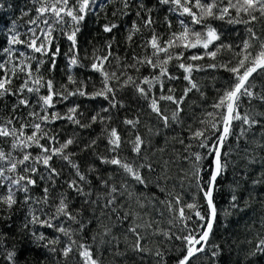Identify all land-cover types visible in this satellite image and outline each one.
Segmentation results:
<instances>
[{"label":"trees","instance_id":"16d2710c","mask_svg":"<svg viewBox=\"0 0 264 264\" xmlns=\"http://www.w3.org/2000/svg\"><path fill=\"white\" fill-rule=\"evenodd\" d=\"M140 2L141 0H130L131 6L124 9L122 0H95V8L86 15L77 36L79 65L82 66L70 65L72 56L69 52L70 42L63 34L69 30V24L56 25L57 30L53 35L57 39L52 44V51H55L58 45L60 54L55 58V68L52 69L49 56L33 53L23 44H10L14 34H18L21 40H26L31 35L29 28L35 25H30L29 21L36 17L35 7L37 5H34L32 0H0V63L11 60L17 64H31L33 72L38 70V74L42 75L45 80H53L56 89L64 91L62 86H66L68 91L81 88L86 93L83 96L74 95L59 100L54 109H48L49 113L59 112L65 116L69 108L78 106L75 115L82 124L90 123L91 118L99 114L97 122L93 123L90 128H82L67 119H59L46 125L50 133L57 136L60 143L69 138L75 139L76 142L69 146L67 151L75 153L73 159L79 164L81 172L90 182L82 185L85 192L91 191L92 193L91 197L87 198L88 202H85V196L77 194L68 187L67 182L74 179L75 174L65 161L54 157L51 162L52 166L60 172L59 177L54 178V185L47 179H39L41 174L46 173L43 165H37L39 172L33 177L37 180V184L30 188L29 193L33 200L25 204L24 193L17 192V203L10 212L0 206V217H11V219H0V234H2L0 235V264H12L7 259V254L13 250L16 252L15 264H83L75 246L68 258L62 256L60 250L65 247L69 239L57 232L55 228L30 223L27 228L24 227L30 219V211L35 212L41 219H46L55 212V206L64 197L69 203V211L74 214L78 213L77 219L81 223L69 221L63 216L55 219L53 223L70 229L73 233L72 239L78 244L91 245L94 255H98L103 264H155V258L152 255L142 254L143 259H141V255L127 250L125 236L129 241L134 239L133 234L127 229L135 224L144 225L146 222H151L152 227L142 226L138 231L145 237L143 243L146 247L153 250L159 247L164 251L167 264H177V260L184 255L185 244L182 240L175 239V236L186 235L190 229H195L197 232L203 230L197 227L203 222L199 221L194 212L188 209H185V212L186 215L191 216V220L187 221L188 227L185 229L179 220L174 219L178 213L174 210L170 211L164 202L180 196L181 206L195 201L201 206L202 214L206 211L207 206L203 193L197 188V181L192 176L194 157L191 159L186 157H190L192 152H199L204 157L200 162V184L205 185L212 171L210 165L213 163V155L208 154L211 151L210 147L200 148L196 141L191 140L189 126L192 129L202 127L198 121L204 118L206 112L216 111L211 107L212 104L223 89L231 83L232 74L224 68L212 69L206 66L211 63L218 65L226 63L232 53L224 51L218 53L216 60L205 57L203 60L192 62L205 66L204 70L192 73V78L199 90L193 89L188 93L181 106L183 112L180 113V122H170L167 127L151 111L150 99L140 96L131 85L121 87L116 81H110L111 86L115 88V107L110 106V100L113 99L111 96L109 99L102 96L93 97L92 94L100 90L103 85L101 74L91 69V63L94 56L107 54V43L112 44L111 51L114 57L120 58V67H117L116 59L110 57L105 68L109 72L116 71L121 81L126 79V75H121L122 70L137 79V83L140 82V78L155 74L147 65H137L139 72L131 68L124 69V65L133 63V56L143 57L151 53L150 48L143 47L152 34L151 30L142 28L141 33H137L131 42L127 41L128 30L132 27L133 21L141 24L140 18L136 16L137 11H140L141 17H146V9L152 10L151 16L155 21L152 28L164 40L169 38L171 32L181 31L179 24L181 19H184L196 31L204 30L202 25H191L189 17H181L169 12V6L159 4L158 0H142L145 10L138 7ZM125 11L127 15L123 14ZM168 21L171 22V28L168 27ZM110 23H115L119 27L111 33L104 32L103 26ZM206 23L211 24L220 34L221 39L216 44L225 43L236 46L248 36L246 26L243 24H229L226 20L218 19H209ZM41 27L45 26L41 25ZM255 30L260 35L264 32V25H256ZM37 31L39 32V29ZM6 48L12 49L11 56L4 51ZM235 50L239 51V48ZM174 51H183L185 62L191 55L203 52L201 48L174 49ZM21 53L24 55H20ZM39 60H43L44 63L39 64ZM178 63L173 60L168 69L173 76L179 79L165 78L163 89L164 94L168 93L169 88L174 89L177 98L189 86L188 81L183 79V70L177 67ZM8 66L11 67V64ZM0 75L3 73L0 72ZM69 76H72L76 83L69 82ZM24 78V74L18 73V78L13 80V89L18 88ZM254 78L258 86L264 85V76L259 72L254 74ZM142 86L148 87L147 85ZM150 92L159 97L161 95L160 86L155 85ZM40 94H47V90L42 88ZM24 95L30 97V104L35 107H20L13 112L12 106L17 98L6 96L0 100V119L20 117L24 121H30L32 118L28 116L29 111L38 112L40 106L36 103L34 94L25 92ZM160 107L166 115L171 116L176 105L161 101ZM104 109L108 111L105 112ZM249 110L257 114L264 113V102L253 100L250 106L245 98L240 112L244 114ZM99 117H111V119L100 123ZM137 118H139V123L135 129L124 123L127 119ZM256 118L260 120V123L251 127L241 121H234L231 134L222 145L221 155L227 167L216 181L214 202L218 209L217 220L205 251L193 257L195 264H264V253L257 251L256 248L260 239H264V116L257 115ZM20 122V120H15V126L19 127ZM217 123L222 129L218 118ZM105 127L116 128L122 140L125 141L119 150V156L134 166L143 163L152 164V171L147 168L141 169V174L147 180L146 185L139 184L117 166L101 163L99 157L115 155L110 152ZM26 131L30 133L31 129ZM136 134H139L145 141L139 155L132 150L131 144ZM220 134V131L215 130L209 133L211 137L208 141L209 145L214 144ZM180 139L184 140V144L179 142ZM93 140L96 141L95 145L86 148V145L91 144ZM41 143L44 144L46 141L41 140ZM189 143L192 144V148L185 151V145ZM0 149L12 152L11 140L0 138ZM29 151L35 156L40 150L33 147ZM12 155L20 156L21 154L16 151L12 152ZM165 161L168 162L166 179L163 178L164 172L162 171ZM90 168L95 171H89ZM101 180L108 181V186L103 185ZM111 186H115L118 192L113 194L115 203L106 208L104 205ZM45 187L49 188L48 204L35 203L37 199L44 196ZM6 190V185L0 187V195L6 194ZM129 193H132L131 197ZM233 195L237 197L238 207H233ZM97 197L100 199L97 200ZM91 201L97 202L93 204ZM126 213L131 214L124 219ZM170 220H173V223H169ZM105 228H111V235H103ZM157 229L170 231L173 234L172 240L169 241L162 235L154 234ZM32 232L43 233L47 239L37 240ZM112 236L118 237L119 240L113 241ZM93 237L96 238L95 241ZM101 237L105 241L103 244L100 243ZM56 238H59L58 244H48V240ZM45 245L48 246L45 247ZM216 245H219L220 254L213 257L212 252L216 250ZM52 247L56 249L55 252L49 250ZM118 252L125 254L117 255ZM190 264H192L191 261Z\"/></svg>","mask_w":264,"mask_h":264},{"label":"snow or ice","instance_id":"6c2138e0","mask_svg":"<svg viewBox=\"0 0 264 264\" xmlns=\"http://www.w3.org/2000/svg\"><path fill=\"white\" fill-rule=\"evenodd\" d=\"M124 9H128L131 4L130 0H122ZM161 5H168L169 12L178 14L181 17L187 16L190 18L191 25H202L203 31H196L190 27L184 19L179 20L181 25V31L171 32L169 38L164 40L159 34L155 32L152 25L155 23L151 16V9H146V17H141L140 11L136 12V16L140 18L141 24H137L133 21L132 27L128 30L127 41L131 42L133 37L137 33H141L142 28L151 30V36L145 41L143 47L145 49L150 48L151 53L143 57L133 56V63L124 65V69L131 68L139 72V67L147 65L153 70V75L150 77L145 76L140 78V82L137 83V79L133 76L127 75L125 71H121V75H126V79L121 81V77L117 75L116 71L109 72L105 68V64L109 62V58H114L117 61V67L119 68V57H114L112 44L107 43L106 48L108 49L106 55L94 56L91 63V69L98 72L102 76L103 87L97 92L93 93V97L102 96L105 99H109L111 96L113 99L110 100V106L115 107V88L111 86L110 81H116L121 87L133 86L140 96L145 99H150L149 107L153 113H155L162 121L165 127L169 126L170 122L179 123L180 113L183 112L181 107L184 100L187 98L188 93L193 89L199 90L197 83L192 78L194 71H202L205 66L197 65L192 62L203 60L208 57L211 60H216L218 53L227 51L231 52V58L226 63H211L208 64L207 68L215 69L217 67L224 68L227 72L232 74L231 83H229L218 95L217 100L212 104V108L216 111L206 112L204 118L200 119L198 123L202 127L192 129L189 126L191 132V140L196 141L200 148H211L209 155L214 154V160L210 167L212 171L209 174V179L205 185L200 184V162L204 157L199 152H192L190 157H194L192 176L197 181V188L203 193V198L206 204V211H200V205L197 202L182 204L180 196H175L173 200L165 201L164 203L169 207L170 211H176L178 215L174 217L175 220H179L183 227H188L187 221L191 220L190 215H186L185 209L194 212L195 216L199 221L203 222L197 227L203 229L197 232L195 229L188 230L186 235L175 236V239L182 240L185 244L184 255L177 260V264H195L193 257H197L199 253L205 251V247L208 244L210 234L213 231L214 223L217 220L218 209L214 202V192L216 190V181L219 176L222 175L224 169L227 167L226 162L222 159L221 147L227 137L231 134V126L234 121H241L243 124L251 127L252 125L259 124L260 120L256 117L257 115L264 116V113L257 114L253 110L246 111L241 114L240 108L245 98L248 100L249 105L253 100L264 102V85L258 86L254 74L259 72L260 75L264 76V32L260 35L255 30L256 25H264V0H158ZM35 7L36 17L29 21L30 25L35 27L29 28L31 35L26 40H21L18 34H14L11 37L10 44L17 45L23 44L28 49H31L33 53H39L42 56H49L52 61L51 68H55V58L60 54L59 46L57 45L55 51H52V44L57 39L53 33L57 30L56 25L69 24V30L63 33L66 39L70 42L69 52L72 53L70 58V65H79V47H78V33L81 31L80 25L85 20L86 15L89 11L95 8V0H32ZM141 10H145V5L142 0L138 4ZM195 9V10H194ZM123 14L127 15L125 11ZM27 15V13H25ZM167 19V18H166ZM209 19L226 20L229 24H243L246 26L247 38L239 45L233 46L232 44L219 43L220 34L216 28L212 27L211 24L206 23ZM44 25L45 27H41ZM119 25L115 23L105 24L103 31L111 33L114 29L118 28ZM168 27L171 28V22L168 21ZM39 29V32L37 31ZM215 45V47H212ZM201 48L202 54H194L187 58V62L184 61L183 51L176 52L174 49H196ZM211 48V50H209ZM239 48V51L235 49ZM5 52H8L11 56L13 54L12 49L6 48ZM98 51V50H97ZM20 55H24L21 53ZM27 59V58H26ZM178 61L177 67L183 70V79L188 81L189 86L183 91V94L177 98L174 94V89L169 88L168 93L164 94V79L174 80L179 77L173 76L168 69L169 64L173 61ZM39 64H43V60L38 61ZM11 64V67L8 65ZM158 70V71H157ZM0 100L6 96L16 97V103L13 104L12 110L16 111L17 108H34L35 105L30 104V97L25 96L24 93L34 94L36 96V103L39 104L40 110L29 111L28 116L32 118L30 121H24L20 117L9 118L7 120L0 119V138H6L11 140L12 152L18 151L21 155L14 156L12 152H5L0 149V187L7 186L6 194L0 195V206L6 208L9 212L17 203L16 193H24V203L29 204L33 200L30 193V188L35 187L37 180L33 177L39 172L37 165H43L46 174L39 176L40 180L47 179L55 184V177H59L60 172L57 168L52 166L54 157L65 161L73 170L75 178L68 181V187L75 191L77 194L86 197L85 202H88L91 197V191L85 192L83 184L90 183L87 176L81 172L79 164L73 159L75 153L67 151L69 146L73 145L76 141L74 138H69L63 143H60L56 135H52L46 128L47 124H50L59 119H67L68 121L79 125L82 128H90L93 123L97 122L98 116L94 115L91 118L90 123L82 124L81 121L76 117L77 107L68 109V113L62 116L59 112L49 113L48 109H54L56 102L59 100L67 99L68 96L74 95H85L86 93L81 89L77 88L75 91H68L66 86H62L64 91L56 89L53 80H45L42 75L37 72H33L31 64H17L11 60L6 63H0ZM18 73L24 74V81L18 87L13 89V80L18 78ZM69 82L76 83L72 76L68 77ZM142 85H147L145 88ZM155 85L160 86L161 95L156 97L151 94L150 89ZM259 87V91L257 88ZM47 90V94L41 95V89ZM161 101H168L176 105L171 116L166 115L164 110L160 107ZM103 111H108L104 109ZM217 118L222 124V129L218 127ZM110 120L111 117H99V122L104 123L105 120ZM15 120H20L19 127L15 126ZM126 125H130L133 129L139 123V118L132 120L127 119L124 121ZM31 129V132H27V129ZM213 130L220 131L221 135L217 138L216 142L209 145L208 141L211 138L209 133ZM106 138L108 140L109 149L111 153L115 155L107 157H99L101 163L110 164L123 169L125 173L131 176L136 182L142 185L147 184L146 178L141 174V169L147 168L149 171L153 170L151 163H143L133 165L126 159L119 156V150L125 141L122 140L116 128L104 129ZM41 140H45L46 143L42 144ZM179 142L184 144V140L180 139ZM96 141L93 140L91 144L86 145V148L93 147ZM132 150L139 155L142 148L145 145L144 139L136 134L134 139L131 141ZM38 148L40 151L37 155L33 156L32 152L29 151L31 148ZM192 148V144L185 145V151ZM147 159V158H145ZM167 166L168 162H164V177L167 178ZM89 171H95L90 168ZM258 183L260 181H257ZM101 183L108 186V181L101 180ZM162 191L164 189H161ZM44 196L37 199L35 203L48 204V193L49 188L43 189ZM118 189L115 186H111L110 192L106 198L107 202L104 207H110L115 203V196ZM129 197L132 193L128 194ZM100 197H97L99 200ZM174 201V202H173ZM233 207H238L236 195L232 196ZM95 204L97 201H91ZM139 203V201H137ZM144 207L143 204H140ZM126 213L123 217L127 219ZM30 219L28 223L24 225L25 228L28 224H39L42 227L55 228L59 233L68 237L69 242L61 249V254L64 258H68L69 255L75 250L82 258L83 264H103L98 255H94L91 245L85 243H77L76 240L72 239V231L63 227V225L57 226L53 223L55 219L60 216L65 217L69 221L75 223H81L77 219L78 213L74 214L69 211V203L67 198H61L58 205L55 206V212L49 215L46 219H41L30 211ZM137 218L139 215L137 214ZM0 219H11L10 216L0 217ZM169 223H173L170 220ZM152 227L151 222H146L144 225L135 224L134 226L127 229L128 232L132 233L134 239L128 240L125 236V244L127 250L141 255L148 253L155 258V264H167L165 260V253L159 247L155 250L146 247L143 243L145 237L138 231L140 227ZM154 234L162 235L167 240H172L173 234L170 231H164L157 229ZM2 235V234H0ZM32 235L37 240H46L47 238L43 233L37 234L32 232ZM103 235H111V228H105ZM95 237L93 240L95 241ZM113 241H118L119 238L112 236ZM59 243V238L48 240V244L55 245ZM100 243L103 244L105 241L101 237ZM48 245H45L47 247ZM216 250L212 252V256L219 255V245L215 246ZM257 251L264 253V239H260L259 244L256 246ZM55 252L54 247L49 249ZM117 255H124L125 253L118 252ZM255 255V253H252ZM16 252L9 251L7 259L15 264Z\"/></svg>","mask_w":264,"mask_h":264},{"label":"water","instance_id":"95a60500","mask_svg":"<svg viewBox=\"0 0 264 264\" xmlns=\"http://www.w3.org/2000/svg\"><path fill=\"white\" fill-rule=\"evenodd\" d=\"M221 135V134H220ZM222 150V147H221V149H220V151ZM213 160H214V154H213Z\"/></svg>","mask_w":264,"mask_h":264}]
</instances>
